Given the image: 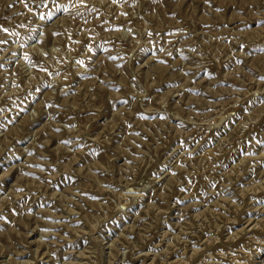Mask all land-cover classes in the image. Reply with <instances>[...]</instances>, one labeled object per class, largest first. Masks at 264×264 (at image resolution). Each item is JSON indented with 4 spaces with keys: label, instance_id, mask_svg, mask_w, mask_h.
<instances>
[{
    "label": "rangeland",
    "instance_id": "374dc122",
    "mask_svg": "<svg viewBox=\"0 0 264 264\" xmlns=\"http://www.w3.org/2000/svg\"><path fill=\"white\" fill-rule=\"evenodd\" d=\"M0 264H264V0H0Z\"/></svg>",
    "mask_w": 264,
    "mask_h": 264
}]
</instances>
